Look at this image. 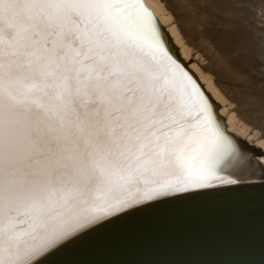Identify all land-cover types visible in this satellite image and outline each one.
<instances>
[{"label":"snow or ice","instance_id":"snow-or-ice-1","mask_svg":"<svg viewBox=\"0 0 264 264\" xmlns=\"http://www.w3.org/2000/svg\"><path fill=\"white\" fill-rule=\"evenodd\" d=\"M226 3L165 8L244 114L254 92L264 103V41L229 34ZM218 108L142 0H0V264H68L97 234L179 210L212 168L229 190L264 187V148Z\"/></svg>","mask_w":264,"mask_h":264},{"label":"water","instance_id":"water-1","mask_svg":"<svg viewBox=\"0 0 264 264\" xmlns=\"http://www.w3.org/2000/svg\"><path fill=\"white\" fill-rule=\"evenodd\" d=\"M235 137L259 154V148ZM229 189L222 184L179 193L188 197L173 202L179 210L97 234L63 259L68 264H264V187Z\"/></svg>","mask_w":264,"mask_h":264},{"label":"bare ground","instance_id":"bare-ground-1","mask_svg":"<svg viewBox=\"0 0 264 264\" xmlns=\"http://www.w3.org/2000/svg\"><path fill=\"white\" fill-rule=\"evenodd\" d=\"M142 2L152 10L159 23L167 30L182 60L187 63V66L199 77L208 92L211 93L219 105L217 109L219 115L225 118L228 131L259 149L264 148V104L263 107L257 110L249 107L244 114L235 111L237 101L232 97V91H229L224 85L215 83L212 74L206 72L202 67L207 48L194 40H189L178 26L171 22V14L165 8V4L170 3L171 0H142ZM229 34L234 39L248 44L256 50H259L261 41H264V29L252 38L247 37L243 32ZM258 158L260 163L264 164V157L258 155ZM218 178L227 179L225 174L220 172L218 168H212L206 177L208 187L222 185L219 183Z\"/></svg>","mask_w":264,"mask_h":264},{"label":"rangeland","instance_id":"rangeland-1","mask_svg":"<svg viewBox=\"0 0 264 264\" xmlns=\"http://www.w3.org/2000/svg\"><path fill=\"white\" fill-rule=\"evenodd\" d=\"M226 11L229 15L223 19L226 24L232 26L229 33L243 32L247 37L252 38L264 29V0H227ZM257 67H261L259 60H257ZM256 81L259 82L258 76ZM225 88L232 91L229 86ZM253 95L256 100L250 107L256 110L263 107L264 103L260 101V93L254 92Z\"/></svg>","mask_w":264,"mask_h":264}]
</instances>
